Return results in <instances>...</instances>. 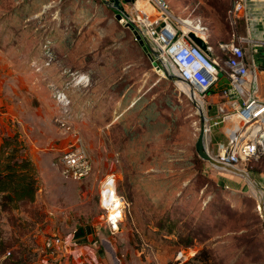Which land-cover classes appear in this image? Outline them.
<instances>
[{"label":"rangeland","instance_id":"obj_1","mask_svg":"<svg viewBox=\"0 0 264 264\" xmlns=\"http://www.w3.org/2000/svg\"><path fill=\"white\" fill-rule=\"evenodd\" d=\"M28 1L0 0V144L18 133L31 161L34 149L42 158L47 179L33 162L34 198L0 204L9 222L0 228V255L11 250L3 264H39V234L70 237L58 260L43 264H264V215L254 189L239 175L228 187L208 161L195 159V102L154 69L116 11L106 0H46L43 7ZM232 1L166 0L175 14L204 27L220 56L219 43L232 36ZM217 129L207 135L210 152L224 139ZM77 133L93 162L80 180L56 165ZM263 166L259 160L240 168L256 179ZM108 167L129 202L115 233L105 227L98 197ZM47 214L54 225L46 226ZM27 228L32 242L22 245Z\"/></svg>","mask_w":264,"mask_h":264},{"label":"built area","instance_id":"obj_2","mask_svg":"<svg viewBox=\"0 0 264 264\" xmlns=\"http://www.w3.org/2000/svg\"><path fill=\"white\" fill-rule=\"evenodd\" d=\"M120 1L130 7L120 21L124 25L130 22L132 26L129 28L132 33L136 30L139 38L142 39L144 33L150 45L166 58L173 71L192 89L194 98L200 100L204 108L206 106L207 135L216 126L223 127L224 139L215 142L211 152L214 157L237 167L250 161H264V94L259 92L257 64L248 55V43L263 40H255L236 31L246 0L232 1L228 11L233 31L228 41L219 43L221 56L214 54L212 46L198 33L205 34L204 27L175 14L166 0ZM190 32L206 41V49L193 40ZM150 59L154 69L166 76L167 68L158 57L152 54ZM221 79L223 83L219 85ZM218 85V97L211 101L215 104L213 112H210L207 108L209 101L205 99ZM56 93L59 99L67 98L62 91L57 90ZM56 165L65 177L74 179L84 178L92 172V158L80 134H75L60 151ZM98 197L101 217L108 231L117 232L129 202L117 190L114 172H107L101 178ZM68 239L69 236L55 235L53 242L66 247Z\"/></svg>","mask_w":264,"mask_h":264},{"label":"crops","instance_id":"obj_3","mask_svg":"<svg viewBox=\"0 0 264 264\" xmlns=\"http://www.w3.org/2000/svg\"><path fill=\"white\" fill-rule=\"evenodd\" d=\"M45 1L46 0H29L28 2L35 4V5H38V7H43L46 4ZM22 16L26 17L25 15H22ZM237 32H238V34L247 35V36H249L255 40H263L261 42L251 41L250 43H248V55L250 58H253V60L257 64L258 77H259V92L261 94H264V0H246V8H245L243 16L239 19ZM157 81L158 80L155 79V80H153V82L151 84L155 85L157 83ZM133 83H136V80H133ZM218 87H219V85L212 89V90H214V93H212L214 98L211 101H213L214 99H216L218 97ZM133 90H131V91L133 92ZM150 92L152 93V94H150V99H153V97H154L153 94H155L156 91L151 90ZM132 94H134V93H132ZM123 96H125V94H123ZM132 98H134V96H132ZM169 104H171L170 101H169ZM214 104L215 103H211L209 100V103L207 106L211 105L209 108V109H211L212 107H214ZM222 129H223L222 126H218L217 130L219 133H222ZM50 148H53V147H50ZM41 149H45V148L41 147ZM41 153H45L44 150H41ZM30 154H31L32 158L34 159L33 162L36 164L37 167H39V170L40 169L42 170L40 172H41V175L43 177V180H46L47 179L46 178L47 172L45 170H43V162L41 161L42 158L37 156V151L35 149L33 152L31 151ZM260 161H262V160H260ZM46 165L48 166L49 170L53 171V168L49 165V163L46 162ZM211 167H213V166H211ZM213 168H215V167H213ZM215 169H216L215 174L217 177H219L218 179H221V181L228 184V187H230V182L238 183V181H240L239 180L240 178L236 177L237 174L234 175L231 172H227V171L220 170L217 168H215ZM109 170H110V168L108 167L107 169H105V172L107 173ZM109 172H111V170ZM256 176H257V178L253 179V180L256 182V184L258 185V187L262 191V196L264 198V166L260 170L259 173H256ZM239 177L243 178L242 176H239ZM80 179H82V178H80ZM80 179H76V180H80ZM243 179H241V180H243ZM245 184H246V182H245ZM45 186L46 185H43V189H41L39 191H42V190L44 191ZM22 207L23 206L21 205L20 208L22 209ZM45 208H46V212L51 213L48 206H45ZM4 211L5 210L3 208H1V205H0V212H1V214H0V228L1 227H3V228L7 227L9 225V222H7L6 217L5 218L1 217V215L4 213ZM44 212H45V210H44ZM25 217H26V219H30L29 216H27V215ZM43 220L45 222L48 221L49 225H46V226H51V225L55 224V223L50 222V221H53V222L55 221L54 216L52 218L48 214L44 215ZM6 222H7V224H6ZM35 224L38 227L40 222L37 221V222H35ZM37 231H38V229H37ZM29 233L30 232L28 231V228H27L26 233L21 235L20 241L22 242V245H30V243L32 242L29 239ZM55 235H60V234H55ZM1 237H3V236L0 233V240H1ZM35 242L39 245L38 246L39 250H40L39 256L41 258H43V259H40L41 261L39 262V264L45 263L46 261H42V260H44L46 258H50V259H52V261L55 259L57 261L58 258L61 256V254L64 253L63 251H64L65 247L59 246L58 244L54 243L50 238H47L46 236H42V234H39L35 238ZM15 246H17V245H15ZM80 249H82V247H79V251H82ZM10 254H11L10 249H7L5 252H3V254L0 255V264H3L2 259L9 257ZM72 255L74 256V254H72ZM59 264H61V263L59 262Z\"/></svg>","mask_w":264,"mask_h":264},{"label":"trees","instance_id":"obj_4","mask_svg":"<svg viewBox=\"0 0 264 264\" xmlns=\"http://www.w3.org/2000/svg\"><path fill=\"white\" fill-rule=\"evenodd\" d=\"M18 133L6 135L0 144V204L12 207L20 200H32L38 188L36 170ZM201 164L204 160L196 153Z\"/></svg>","mask_w":264,"mask_h":264},{"label":"water","instance_id":"obj_5","mask_svg":"<svg viewBox=\"0 0 264 264\" xmlns=\"http://www.w3.org/2000/svg\"><path fill=\"white\" fill-rule=\"evenodd\" d=\"M129 0H124V2H128ZM106 2L116 11L115 13V17L117 19H121L122 15L126 14L127 10L124 8V6L121 4L120 0H106ZM128 27H131V23L127 22V24H125ZM137 28L142 31L141 26L137 25ZM133 33L136 34V30H133ZM143 34V38H139L138 34H136V38L138 39L139 43H141L143 49L145 51H147V53L149 54L150 57H152V54L157 56L159 61L161 62V64H163L166 68H167V74L169 76V78L171 80H174V75H173V69L171 67V65L167 62L166 58H164V56H162L155 48H153L150 43L148 38ZM190 36L193 38V40L202 48V49H206V41L196 35L193 32H190ZM144 41V42H143ZM169 67V68H168ZM179 79L180 76H178ZM189 97L195 102L198 110H199V114H200V118H201V123L199 126V132H198V136L197 139L195 141V150L196 153L198 154V156L206 161H208L210 163L211 166L220 169V170H224L227 172H231L233 174H237L239 176H242L244 179H246V181L250 184V180H252L253 182V186L255 188L256 191L255 195L257 196V201H258V205L261 209L262 214L264 215V198L262 196V191L260 190V188L258 187V185L256 184V182L251 178V175L249 174V172H247V170L242 169L240 167H237L233 164L230 163H224L219 161L217 158L214 157V155L209 151L208 146H207V140H208V136H207V132H206V114H205V109L203 107V105H199L197 103V101H195V98H192L190 95ZM207 108H210V105L207 106ZM251 186V184H250ZM252 187V186H251Z\"/></svg>","mask_w":264,"mask_h":264},{"label":"bare ground","instance_id":"obj_6","mask_svg":"<svg viewBox=\"0 0 264 264\" xmlns=\"http://www.w3.org/2000/svg\"><path fill=\"white\" fill-rule=\"evenodd\" d=\"M198 33H200L201 36H203V37L206 38L205 34H202L201 32H198ZM168 68H169V67H168ZM173 75H174V78L176 79V82H177V84L179 85V87H180L181 89L185 90V91L187 92V94L190 95L192 98H194L195 94H194V92L192 91V89L189 88V87H188V86H187V85H186L181 79H179V77H178V75L176 74L175 71H173ZM197 103H198L199 105H202V103H201L200 100H198ZM250 184H251L252 188L255 190V188H254V186H253V182H252V180H250ZM255 191H256V190H255Z\"/></svg>","mask_w":264,"mask_h":264}]
</instances>
